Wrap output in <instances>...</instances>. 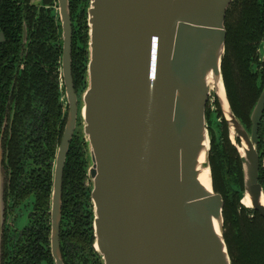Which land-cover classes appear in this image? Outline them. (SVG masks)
<instances>
[{"label": "water", "instance_id": "water-1", "mask_svg": "<svg viewBox=\"0 0 264 264\" xmlns=\"http://www.w3.org/2000/svg\"><path fill=\"white\" fill-rule=\"evenodd\" d=\"M233 1L90 0L87 87L79 106L69 0H60L70 113L54 174L55 254L64 169L80 114L90 158L95 246L103 264H232L225 200L215 190L211 166L206 112L213 93L241 154V202L264 217L258 150L264 90L248 130L231 106L222 70ZM4 39L0 32V42ZM246 196L251 205L244 203Z\"/></svg>", "mask_w": 264, "mask_h": 264}, {"label": "trees", "instance_id": "trees-1", "mask_svg": "<svg viewBox=\"0 0 264 264\" xmlns=\"http://www.w3.org/2000/svg\"><path fill=\"white\" fill-rule=\"evenodd\" d=\"M79 11L78 35L75 36L74 76L81 92L87 87L89 61V26L87 24L90 0H83ZM24 22L32 33L33 52H39L41 62L35 76L37 94L44 100L38 112L43 115L40 130L46 135L48 161L55 158L57 135L62 134L66 115L59 102L57 62L60 47L56 43L59 29L55 16L38 8L31 0H0V31L6 41L0 43V77L10 80L14 61L22 47ZM227 42L222 70L231 106L248 130L251 115L264 90V68H260L258 47L264 37V0H234L226 17ZM44 29V33L41 31ZM52 33V35H51ZM53 37L54 44L50 38ZM35 53V55H36ZM48 58L54 59V71H45ZM2 73V74H1ZM54 75V78H52ZM0 78V86L4 82ZM207 121L211 133V166L214 187L225 200V238L232 264H264V217L246 207L241 199L245 190L244 166L238 147L233 143L227 120L219 100L215 97V110L207 107ZM237 143L241 145L240 138ZM258 150L261 155L260 181L264 187V115L260 124ZM90 158L88 143L83 134H76L70 147L64 175L65 219L75 226L84 227L94 243V207L91 202L92 181L88 175ZM53 165L48 162L43 170L39 193L46 195L50 206ZM97 256L103 264L99 253ZM41 258L37 264H40Z\"/></svg>", "mask_w": 264, "mask_h": 264}, {"label": "flooded vegetation", "instance_id": "flooded-vegetation-1", "mask_svg": "<svg viewBox=\"0 0 264 264\" xmlns=\"http://www.w3.org/2000/svg\"><path fill=\"white\" fill-rule=\"evenodd\" d=\"M31 3L37 6L38 14L42 9L50 11L55 16V25L60 32L58 41H56L61 51L57 62V74L61 92L59 102L62 105L63 115H66V120L61 136L57 135L55 140L57 144L55 158L48 161L46 135L42 134L40 130L43 115L37 111L44 100L37 94L38 86L34 76L39 70L37 63L41 62L40 58L43 56H40L39 52L32 51V33L27 23L24 22L22 47L14 61L15 68L12 70V76L9 81L0 77L4 82V85L0 86L1 264H37L40 258V264H101V260L97 256L99 252L95 246V240L94 243H91L92 236L84 227L75 226L74 223H69L65 219L64 179L58 244L56 241L57 254L54 251V174L59 147L67 128L70 113V102L63 73L65 28L60 0H31ZM83 7V0H69L73 29L72 72L78 97L82 92L81 86L77 85L75 80L73 64L75 47L77 48L75 36L78 35V15ZM41 31L44 33V29ZM5 41L6 36L0 43ZM50 41L55 43L53 37L50 38ZM258 58L260 68H264V37L258 47ZM48 59L49 62L46 63V69L42 70V73L50 69L54 71V59ZM210 108L212 111L215 110L211 104ZM79 115L70 147L75 135L79 134L77 131L78 123H80ZM48 162L53 165L49 208L46 204V195L39 193L43 170Z\"/></svg>", "mask_w": 264, "mask_h": 264}, {"label": "bare ground", "instance_id": "bare-ground-1", "mask_svg": "<svg viewBox=\"0 0 264 264\" xmlns=\"http://www.w3.org/2000/svg\"><path fill=\"white\" fill-rule=\"evenodd\" d=\"M233 137H234V135H233ZM243 146H244V145H243ZM243 146H240L241 151H243ZM202 180H203V182H204L207 186H210V182H209V179H208V176H207V175L203 176ZM243 201H244V203H245L246 205H251V200H250V198H249L248 196H246V197L243 199Z\"/></svg>", "mask_w": 264, "mask_h": 264}, {"label": "rangeland", "instance_id": "rangeland-1", "mask_svg": "<svg viewBox=\"0 0 264 264\" xmlns=\"http://www.w3.org/2000/svg\"><path fill=\"white\" fill-rule=\"evenodd\" d=\"M214 93L210 96L211 98H213ZM79 98H80V106L82 105V93H80L79 95ZM212 100V99H211ZM79 121L80 123H78V132H80V134H83V118H82V115H79Z\"/></svg>", "mask_w": 264, "mask_h": 264}, {"label": "built area", "instance_id": "built-area-1", "mask_svg": "<svg viewBox=\"0 0 264 264\" xmlns=\"http://www.w3.org/2000/svg\"><path fill=\"white\" fill-rule=\"evenodd\" d=\"M210 104L212 105V108H215V96H213V98H210Z\"/></svg>", "mask_w": 264, "mask_h": 264}]
</instances>
